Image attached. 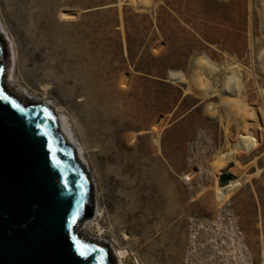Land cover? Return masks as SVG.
Returning a JSON list of instances; mask_svg holds the SVG:
<instances>
[{
    "label": "rangeland",
    "instance_id": "374dc122",
    "mask_svg": "<svg viewBox=\"0 0 264 264\" xmlns=\"http://www.w3.org/2000/svg\"><path fill=\"white\" fill-rule=\"evenodd\" d=\"M2 31L8 78L85 148L104 242L136 264H264V0H0ZM226 172L240 187L219 194Z\"/></svg>",
    "mask_w": 264,
    "mask_h": 264
},
{
    "label": "water",
    "instance_id": "95a60500",
    "mask_svg": "<svg viewBox=\"0 0 264 264\" xmlns=\"http://www.w3.org/2000/svg\"><path fill=\"white\" fill-rule=\"evenodd\" d=\"M7 73L0 36V264H114L106 244L79 235L91 183L56 117L8 91ZM233 180L223 173L219 187Z\"/></svg>",
    "mask_w": 264,
    "mask_h": 264
},
{
    "label": "bare ground",
    "instance_id": "6f19581e",
    "mask_svg": "<svg viewBox=\"0 0 264 264\" xmlns=\"http://www.w3.org/2000/svg\"><path fill=\"white\" fill-rule=\"evenodd\" d=\"M4 32H0V34L3 37V43H5L6 46V51L9 54V49L10 46H13V41L12 39L8 38H4ZM6 37V36H5ZM8 39V40H6ZM7 54V56H8ZM9 73V72H8ZM8 73H7V77L5 79V85L8 89V91H11L19 100H27V101H31L34 103H44L46 105H48L49 109L52 111V113L54 114V116L56 117L58 124H59V128L60 131L62 132V134L64 135V137L66 138V141L68 142V144L73 148L74 150V155L76 160L80 163V165L83 167V170L87 176V178H91V186L92 189L91 191H93V197H92V217L91 219H89L88 222H86L88 226L93 227L95 226L97 228V235H99V237L101 238L102 236V230L99 227V223L98 220L99 218L102 216V205H103V200H102V193L100 188H98L97 184H94L95 179H92V175L90 173V165L86 159V152H85V148L83 147V145L76 139L71 126H70V120L68 118V115L61 110L60 107H58L54 102L52 101H48L46 99L41 98L38 100H33V99H28L26 96L24 97L23 94H21L20 89L16 87V84L10 80V78H8ZM91 123H94L96 125V129H94L95 131H98V128L100 129V123H101V119L95 118V116H91L89 118ZM114 122V121H113ZM239 139L241 141H246L248 140V136L241 134L239 135ZM100 140V139H99ZM250 141H254L253 138L249 139ZM98 144L100 145V147L102 146V142L98 141ZM101 151L103 154L102 156L99 154L100 158L103 159L106 162H113L118 170V172L123 173L124 172V164L121 163L120 159L118 158V156L116 155V148L114 147H110L108 145H103L101 147ZM100 151V152H101ZM114 172L109 173V175L107 174V179H108V184H110V186H112V188H122L124 190V182L116 179L115 176L113 175ZM226 174H231V172H226ZM240 185V182L238 180H233L230 181L226 186L224 187H219L218 188V193L220 194L222 190H227V191H234L236 189H239L238 186ZM240 187V186H239ZM96 190V191H95ZM92 193V192H91ZM112 193V190H110V194ZM109 194V193H108ZM106 195V194H104ZM110 197V196H109ZM105 201V200H104ZM83 228H79V235L82 236L85 240H89L90 242H100L103 244H106L112 254V257L114 259V263L115 264H136L134 261V258L132 257V255L129 253V251L125 248H120V247H115L113 243L111 242H104V240L101 238L99 239H91L89 237L86 236V234H84L82 232Z\"/></svg>",
    "mask_w": 264,
    "mask_h": 264
},
{
    "label": "trees",
    "instance_id": "16d2710c",
    "mask_svg": "<svg viewBox=\"0 0 264 264\" xmlns=\"http://www.w3.org/2000/svg\"><path fill=\"white\" fill-rule=\"evenodd\" d=\"M92 217V213L91 214H88L86 217H85V220L86 219H89V218H91Z\"/></svg>",
    "mask_w": 264,
    "mask_h": 264
},
{
    "label": "snow or ice",
    "instance_id": "6c2138e0",
    "mask_svg": "<svg viewBox=\"0 0 264 264\" xmlns=\"http://www.w3.org/2000/svg\"><path fill=\"white\" fill-rule=\"evenodd\" d=\"M13 107H15V105H13ZM81 255H83V253H81Z\"/></svg>",
    "mask_w": 264,
    "mask_h": 264
}]
</instances>
